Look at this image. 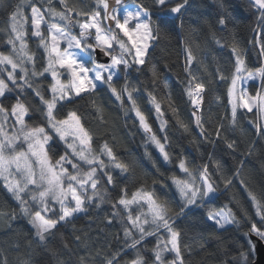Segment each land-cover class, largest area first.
Masks as SVG:
<instances>
[{"label":"snow or ice","instance_id":"6c2138e0","mask_svg":"<svg viewBox=\"0 0 264 264\" xmlns=\"http://www.w3.org/2000/svg\"><path fill=\"white\" fill-rule=\"evenodd\" d=\"M216 2L221 10L225 8L224 0ZM247 2L249 9L255 10L256 27L251 31L258 33L249 43L254 50L259 47L258 56L264 57V0ZM123 3L8 0L10 30L0 29L6 32V38H0V190L8 197L0 200V223L12 229L18 218L26 220L32 236L28 247L35 245L49 252L55 264H190L185 256L189 245L184 243L176 219L190 218L194 209H202L213 234L226 231L227 225L239 226L241 220L233 207L217 204L227 193L230 203L240 209L249 224L243 235H255L264 241V188L257 191L243 178L247 160H237L239 166L229 175L214 152L199 149V145L208 143L214 148L223 145L234 160V153L245 158L255 156L256 141L241 127L240 117L242 110H246L244 115L255 110L250 122L264 140V63L250 68L245 49L235 39V29L228 30L232 35L228 41L218 38L217 30L205 20L211 41L220 49L230 48L231 55L228 67L213 57L215 67L210 70L199 56L202 45L195 37L185 39L180 84L191 105V116L185 119L170 90L158 94L160 85L163 89H170V85L151 63L149 50L167 20H153L151 11L182 20L193 7V0H151V8L137 4L135 10L125 8L120 15L118 6ZM5 4L6 0H0V8ZM216 23L221 30L227 29V18L220 16ZM100 56L109 62H100ZM134 73L151 76L134 82ZM257 79L260 87L253 89V95L243 85ZM148 84L153 87L149 89ZM220 84L226 86V114L213 123L211 116L206 119L202 115V106L206 95ZM103 94L114 97L124 117L135 115L133 126L144 134L142 159L155 174L130 153L125 156L119 151L127 149L106 118L107 109L100 102ZM215 100L221 101V96L216 95ZM82 103L93 110L95 127L84 122ZM152 111L159 120L157 131L149 121ZM166 111L191 137L189 143L196 146L200 163L183 152L174 155ZM36 114L38 119H33ZM206 124H212L213 130L209 131ZM193 125L199 129L198 134H194ZM236 132L243 138L239 143L229 135ZM149 145L159 156L148 150ZM260 166L264 170V161ZM237 178L254 213L235 191ZM133 179L138 183L132 185ZM164 189H175L178 211ZM105 205L110 207L102 222L120 226L123 236L116 233L115 237L123 240L122 248L95 249L77 234L81 214L91 219L90 210L103 211ZM69 226L78 242L75 252L61 231ZM57 236L74 260L61 258L62 253L52 246ZM200 247H204L202 242ZM248 248L255 251L251 240ZM247 260L248 254L243 251L239 257H232L234 264H247ZM3 264H9L6 256ZM17 264H34L32 253H17Z\"/></svg>","mask_w":264,"mask_h":264},{"label":"trees","instance_id":"16d2710c","mask_svg":"<svg viewBox=\"0 0 264 264\" xmlns=\"http://www.w3.org/2000/svg\"><path fill=\"white\" fill-rule=\"evenodd\" d=\"M125 3L134 4H144L151 8V0H125ZM18 2V0H17ZM225 8L221 10L216 2V0H193V7L188 11L181 19H174L172 17H165L162 13L151 11L152 19L159 22L160 18L167 20L166 26L162 28L159 39L154 42L153 47L149 50V56L151 63L154 64L162 79H166L170 85V89H163L160 85L158 89L159 93H167L171 91L174 100L181 109V114L185 119L191 116V105L188 102L186 95L182 94L183 85L180 84V79L183 78V65L185 63L183 52L185 39L190 37H195V39L202 45L203 50L199 53L200 58L204 60L206 64L210 66V70L215 67V62H219L224 67H228V60L231 55L230 48L225 47L224 49L218 48L208 35V27L205 25L204 21L207 20L214 30H217L218 38L227 39L231 41L232 35L230 33L231 29H235V39L240 43L241 47L245 49V58L250 68H257L264 63V57H259V47L253 49V45L249 41L254 36H258V33L252 32L251 29L256 27L255 16L253 13L254 9H249L247 0H224ZM11 8L8 6V0H6L5 7L0 8V29H4L7 22L10 19ZM223 16L227 18L228 24L226 30H221L222 26L216 23L217 18ZM183 23V28L181 24ZM195 30V31H193ZM0 38H6L3 31H0ZM30 47H35L32 41H29ZM213 57L216 58L214 62ZM167 65V67L165 66ZM180 74L178 76L177 74ZM151 74L145 73L144 75L133 74V81H144L150 79ZM147 87L151 89L153 85L148 84ZM260 87V80L258 83H250L246 88L251 94L254 93V88ZM146 95V93H145ZM221 96V101H216L215 96ZM100 102L107 109L106 118L110 119L114 124V130L116 133L123 138L124 149L121 148L119 151L121 154L127 156L129 153L136 157L143 166L151 173L155 174L154 169L151 165L142 159L145 147L143 146L144 134L142 130L138 127L133 126L135 121V115L130 114L129 117H124L123 113L118 108V102L114 100V97H110V94H103L100 97ZM146 107H151L146 105ZM166 108V105L163 106ZM227 108V96H226V86L220 84L215 87L213 92H210L205 97V103L202 106V115L207 119L211 116V120L214 123L221 116L226 114ZM246 110H242L240 117V124L243 129H245L251 138L256 141L257 153L252 157H243L239 153H234L233 155L236 159H233L232 155H228L227 150L223 145L214 148L213 145L204 143L199 145L201 152H214L216 156L224 164L225 170L229 175L232 174V170L238 167L237 160L246 159V167L243 174V178L248 180V183L259 191L264 188V170H261V162L264 161V140H261L259 135H256L255 128L250 122L253 118V113H248L244 115ZM80 112L84 116V122L86 125H91L95 127L96 122L92 119L94 115L93 110L86 104L80 105ZM164 118L168 120V135L171 137L172 151L174 155L183 152L184 155L193 158L195 163H200L201 159L199 153L197 152L196 146L189 143L190 136L183 133L182 129H179L176 125L175 118L172 116L171 112H165ZM33 119H38V114L33 116ZM149 121L153 125L154 131L159 130L160 124L156 118V114L152 111L149 114ZM227 124V121H224ZM138 124V122H137ZM209 131H212V124L205 125ZM194 134L199 133V129H195L193 125ZM161 136L164 133H160ZM230 137L237 139L238 143L241 141L239 132L229 133ZM200 139H203L202 137ZM241 148L243 149L244 144L241 143ZM148 150L152 151L154 156H159L158 151L149 145ZM206 162V161H205ZM171 168V166H168ZM123 179V178H121ZM132 185L138 183V179H133L130 182ZM112 186L109 185V188ZM221 191H223V185L220 184ZM243 185L240 184V179L235 180V191L240 194V199L244 202V206L249 208L250 213H254L247 201V194L243 190ZM167 192L168 198L173 201V208L178 211V198L175 195L174 189H164ZM115 195V192L113 193ZM219 195V194H218ZM8 197V194L3 190H0V200H4ZM163 198V197H162ZM231 196L227 193L221 196V199L217 201L218 205L229 204L233 207L234 211L237 213V218L241 220L239 226L231 224L226 226V231H220L213 234L210 230V221L206 220V214L202 209H194L190 218L178 217L176 219V226L182 231L184 243L189 245V251L185 252L186 258L190 261V264H234L232 257H239L241 251L248 254L247 264H252L254 261V251L249 252L248 242L249 236H244L243 233L248 231L249 224L246 219L243 218V213L234 204L230 203ZM15 204V202H12ZM109 205L103 206V211L97 210L91 212V219L84 217L76 224L77 234L81 235L82 239L88 240L93 248L102 249L103 251H108L109 248L115 250L116 248L123 247V240L116 239L115 234L119 233L122 237L123 233L120 231V226L114 224L108 226L107 222L103 221V216L109 209ZM255 219L258 220V217ZM31 226L27 224V221L18 218L13 223V228L9 229L6 225L0 223V264H3V259L6 256L8 258L9 264H17V253L31 252L34 264H55V259L51 254L41 248L33 246V248L28 247V241L32 239L29 235V230ZM64 234L66 240L70 241V247L73 252H75L76 242L73 239L72 233L73 229L71 226L61 230ZM87 233L85 236L84 234ZM150 240L152 238H149ZM203 243L204 247H200V243ZM264 242V241H263ZM19 244V248L16 245ZM52 246L55 247L62 253V257L68 260L72 257L75 259L71 252L63 249L60 237L57 236L53 242ZM151 247V244L148 245ZM83 254V253H81ZM147 255V254H146ZM239 264H244V261H240Z\"/></svg>","mask_w":264,"mask_h":264},{"label":"water","instance_id":"95a60500","mask_svg":"<svg viewBox=\"0 0 264 264\" xmlns=\"http://www.w3.org/2000/svg\"><path fill=\"white\" fill-rule=\"evenodd\" d=\"M125 2L124 0V3ZM99 61L102 63L109 62L107 58L103 56L99 57ZM249 239L255 244L254 261L252 264H264V242L259 240L255 235H249Z\"/></svg>","mask_w":264,"mask_h":264},{"label":"rangeland","instance_id":"374dc122","mask_svg":"<svg viewBox=\"0 0 264 264\" xmlns=\"http://www.w3.org/2000/svg\"><path fill=\"white\" fill-rule=\"evenodd\" d=\"M118 8L120 9V15H122L123 14V11H124V9L126 8L127 10H129V11H132V10H135V8H136V5H134V4H129V3H125V4H123L122 6H118ZM105 24H107V22H105ZM4 29H6V30H10V19H9V21L7 22V25L5 26V28ZM4 32V31H3ZM5 33V35H6V32H4ZM81 58L82 59H86V57H84V56H81ZM258 80L259 79H257L255 82H253V81H248V82H246L243 86L246 88L250 83H258ZM159 121V120H158ZM175 190V189H174ZM177 198H178V200H179V197L177 196ZM228 226V225H227Z\"/></svg>","mask_w":264,"mask_h":264}]
</instances>
